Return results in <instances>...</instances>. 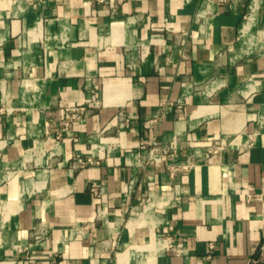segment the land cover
<instances>
[{"label":"crops","instance_id":"1","mask_svg":"<svg viewBox=\"0 0 264 264\" xmlns=\"http://www.w3.org/2000/svg\"><path fill=\"white\" fill-rule=\"evenodd\" d=\"M263 244L264 0H0V264H264Z\"/></svg>","mask_w":264,"mask_h":264},{"label":"built area","instance_id":"2","mask_svg":"<svg viewBox=\"0 0 264 264\" xmlns=\"http://www.w3.org/2000/svg\"><path fill=\"white\" fill-rule=\"evenodd\" d=\"M87 110L84 106L69 108L66 113V118L63 122L64 128L63 131L68 129V127L71 124H74L76 121L81 120L87 116ZM153 122H146V126L148 127ZM57 137H61V133L59 132L57 134ZM227 147V140L224 138H215L211 141H209L207 144L203 145L202 152H196L193 151V153H190L188 157L182 160H178L176 162H172L167 165L168 174L171 178L176 177L179 173L187 171L194 167L196 164V161L201 158H208L210 155L216 154L218 152H221L225 150ZM163 148H161L157 142V140L154 141L152 148H147L145 146H142L141 152L137 153V160L139 161L141 158L144 162V166L147 165H156L160 162V151L162 152ZM163 153V152H162ZM164 153H167L164 151ZM141 161V160H140ZM94 163L92 160L81 162L82 166H85L86 164H92ZM211 248H214L213 244H210ZM262 249H264V244L261 246Z\"/></svg>","mask_w":264,"mask_h":264}]
</instances>
